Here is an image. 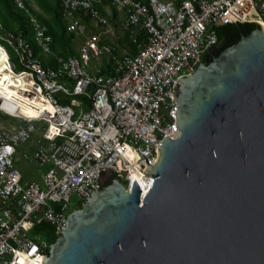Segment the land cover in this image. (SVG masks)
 Masks as SVG:
<instances>
[{"label": "built area", "instance_id": "built-area-1", "mask_svg": "<svg viewBox=\"0 0 264 264\" xmlns=\"http://www.w3.org/2000/svg\"><path fill=\"white\" fill-rule=\"evenodd\" d=\"M11 1L27 17L40 55L55 65H45L21 33L0 24L8 75L5 85L0 82V113L19 121L0 124V264H43L50 245L41 232L33 234L35 227L47 224L56 234L65 228L72 197L82 205L98 189L99 172L109 168L136 183L140 198L147 193L153 179L137 169L145 161L153 165L156 148L178 128L171 96L176 80L192 74L216 43L212 25L256 23L264 29V0H109L122 10L120 28L131 31L134 55L116 53L118 37L103 40L110 32L97 8L103 0H60L67 33L84 37L68 56L53 51L29 0ZM95 57H106L112 72H90ZM21 160L43 171L41 182L23 179L16 166Z\"/></svg>", "mask_w": 264, "mask_h": 264}, {"label": "water", "instance_id": "water-1", "mask_svg": "<svg viewBox=\"0 0 264 264\" xmlns=\"http://www.w3.org/2000/svg\"><path fill=\"white\" fill-rule=\"evenodd\" d=\"M194 72L172 101L147 193L109 168L57 229L43 264H264V29Z\"/></svg>", "mask_w": 264, "mask_h": 264}, {"label": "trees", "instance_id": "trees-1", "mask_svg": "<svg viewBox=\"0 0 264 264\" xmlns=\"http://www.w3.org/2000/svg\"><path fill=\"white\" fill-rule=\"evenodd\" d=\"M35 3L39 5V7L43 8L47 13H49L48 18H44L43 16L34 13L38 19L46 26L47 32L52 37V49L55 53L61 56H68L71 54H75L73 49L71 48V40L72 37L66 31V25L64 24L63 19L60 16V0H34ZM1 8H0V24L3 28L8 29L13 32L21 33L25 39L32 44L34 47L35 55L42 58L39 50L34 46L33 39L31 35V28L29 26V22L27 17L23 12L17 10L12 3L11 0H0ZM107 5L111 11V16L116 17L118 14L117 8L110 3L109 0H103L102 4L97 6L98 11L101 15L105 16L106 12L104 11V6ZM2 12V13H1ZM82 20L88 21L89 17L85 14H81ZM211 29L214 31V35L216 38V43L212 48L208 49L201 55L202 62H209L207 60L208 56H218L219 53L225 48L235 44L238 40L245 35H248L253 29L252 23H229L224 25H212ZM135 32V36L139 39L144 38V32L141 30H133ZM131 31H123L121 37L118 38V46L116 48L117 54H122L123 51H126L128 54H135L134 44L130 39ZM15 58H13L14 60ZM43 59V58H42ZM45 65H55V61L52 57H48L43 60ZM16 69H21L20 64L16 62ZM101 74L106 75L112 72V66L110 61L104 59L102 65H100ZM2 118H5L4 115L0 113ZM81 205H78L77 208H80ZM49 230L50 234L45 235L44 230ZM40 233L43 237L49 240L50 243H53L57 234L54 232V228L47 225L42 224L35 227L34 233Z\"/></svg>", "mask_w": 264, "mask_h": 264}, {"label": "rangeland", "instance_id": "rangeland-1", "mask_svg": "<svg viewBox=\"0 0 264 264\" xmlns=\"http://www.w3.org/2000/svg\"><path fill=\"white\" fill-rule=\"evenodd\" d=\"M106 8H107V13H106L105 17L108 20L109 28H110V32L107 34V38H108V40H111V39L116 40L117 37L119 38L123 34V30L120 28V24H119L120 23V19H121V15H122V10H118L117 16L113 17V16H111V11H110L109 7L106 6L105 10H106ZM64 24L66 25L67 22L64 21ZM84 24L87 26L88 31H89V28H92V27H94L95 28L94 31H96V27L94 25V22L91 21L90 19H88V21H84ZM91 31H93V29ZM31 35H32V31H31ZM83 41H84V37H82V36H73L72 37V40H71L72 45L71 46L74 49V51H76V49L78 48V46L80 44L81 45L83 44ZM4 47L7 50V52L11 55L10 49L7 46H4ZM105 58L106 57H95V58H92L91 59V63H90V67H89L88 70L90 72H94V70L97 67H100V65H102V62H103V60ZM11 62L15 63V61L13 59H11ZM2 119L3 118L0 116V123L5 125V126H8L9 124H11V125L19 124V121L15 120V119H11V118H8V117H5L4 121H2ZM38 133L42 134V130H38ZM20 148L23 149L24 147L21 146ZM16 166L21 171L24 180H26V181L34 180V181H37V182H41V175H42V172H43L42 170H39V169L33 167L32 165H30V164H28V163H26V162H24L22 160L17 162ZM77 207H78L77 197L73 196L72 200H71V203H70V208L75 209ZM44 233H45V235H49L50 231L46 229V230H44ZM44 239H46V238L44 237ZM46 240L48 241V243L50 245L51 243L49 242V240L48 239H46Z\"/></svg>", "mask_w": 264, "mask_h": 264}, {"label": "crops", "instance_id": "crops-1", "mask_svg": "<svg viewBox=\"0 0 264 264\" xmlns=\"http://www.w3.org/2000/svg\"><path fill=\"white\" fill-rule=\"evenodd\" d=\"M29 5H30V8H31V10H32L33 13H37V14L43 16L44 18H48V17H49V13H47L43 8L39 7V5H38L37 3L34 2V0H29ZM106 6H107V5L104 6V11L107 13V8H106V10H105V7H106ZM0 8H1V4H0ZM1 13H2V12H1ZM122 15H123V13H122ZM122 15H121V16H122ZM94 25H95V23H94ZM95 27H96V26H95ZM96 28H97V27H96ZM92 29H93V31H91ZM94 30H95L94 27L89 28V32H95ZM103 40H104V41H108L107 36H105V38H103ZM71 45H72V43H71ZM80 45H81V44H80ZM80 45L78 46V48L76 49V51H74V49L72 48V46H71V48H72L73 51L76 53V52L78 51ZM75 48H76V47H75ZM13 58H15V57H14L13 54H11V56H10V60L13 59ZM42 58H43V59H42ZM42 58H41V59H42V61H43L44 59H46V58H48V57H43V56H42ZM14 61H16V60L14 59ZM14 64H16V62H15ZM15 69H16V67H15ZM17 70H18V69H17ZM4 119H5V118H3L2 121H4ZM0 124H1V123H0ZM1 125H2V126H5V125H3V124H1ZM9 125H10V124H9Z\"/></svg>", "mask_w": 264, "mask_h": 264}, {"label": "bare ground", "instance_id": "bare-ground-1", "mask_svg": "<svg viewBox=\"0 0 264 264\" xmlns=\"http://www.w3.org/2000/svg\"><path fill=\"white\" fill-rule=\"evenodd\" d=\"M126 54H128L126 51H124ZM130 55H134V54H130ZM7 58V56L5 54H3L1 51H0V82L2 83V85H5V81L4 79L5 78H8V75H7V71H6V68L7 66H3L4 65V60ZM201 61V58L199 60V62ZM198 62V63H199Z\"/></svg>", "mask_w": 264, "mask_h": 264}, {"label": "flooded vegetation", "instance_id": "flooded-vegetation-1", "mask_svg": "<svg viewBox=\"0 0 264 264\" xmlns=\"http://www.w3.org/2000/svg\"><path fill=\"white\" fill-rule=\"evenodd\" d=\"M213 58H214L213 55H212V56H208L207 60H211V59H213Z\"/></svg>", "mask_w": 264, "mask_h": 264}]
</instances>
